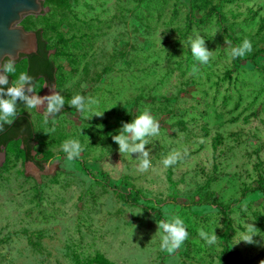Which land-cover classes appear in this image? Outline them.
<instances>
[{
	"label": "rangeland",
	"instance_id": "rangeland-1",
	"mask_svg": "<svg viewBox=\"0 0 264 264\" xmlns=\"http://www.w3.org/2000/svg\"><path fill=\"white\" fill-rule=\"evenodd\" d=\"M43 8L21 25L41 29L65 106L54 131L42 107L31 112L44 169L20 139L0 150V264H260L264 236L234 242L245 221L264 233V0H43ZM196 32L211 50L206 65L187 47ZM244 38L252 51L233 59ZM16 66L27 71L26 59ZM35 84L38 95L49 92L42 78ZM76 93L103 114L84 119L67 105ZM145 107L161 127L145 145L151 168L139 173L136 154H120L111 135ZM69 138L83 145L79 160L64 159ZM185 148L183 160L162 165ZM129 193L139 200L126 201ZM174 214L189 236L169 253L157 222ZM201 228L214 229V246Z\"/></svg>",
	"mask_w": 264,
	"mask_h": 264
},
{
	"label": "clouds",
	"instance_id": "clouds-1",
	"mask_svg": "<svg viewBox=\"0 0 264 264\" xmlns=\"http://www.w3.org/2000/svg\"><path fill=\"white\" fill-rule=\"evenodd\" d=\"M205 40L206 38L198 32L193 33L187 40V47L194 61L199 65L208 64L211 57V50L206 46ZM251 51V41L244 38L239 44L231 47L230 56L233 59L243 58ZM196 70L194 67L193 74ZM13 74H16L15 79L12 78ZM9 76H11V80ZM48 88V93L38 95L34 76L27 71H19L17 74L16 57L11 53L0 55V131L4 130L5 125H11L16 120L21 113V106L30 115L33 110L37 111L38 107H42L44 122L52 124L48 131H54L56 121L53 118L64 108L65 96L64 89L57 88L55 85L48 86ZM96 103L94 97L79 93L72 95L67 101V105L75 108L79 114H83L86 120L92 115L101 116L103 114L104 109L93 110L92 106ZM160 127V122L151 109L145 107L138 115L122 122L116 134L111 135V139L118 145L117 150L120 154H136V171L139 173H144L151 168L150 149L146 148L145 145H151L150 138L159 136ZM60 149L66 161H73L80 157L83 145L78 139L69 138L63 141ZM187 155L188 150L186 148L182 151L172 150L162 158L161 163L165 168H168L176 165ZM241 211L245 212V209ZM157 226L160 232L159 247L169 253L178 249L189 236L187 225L179 215L174 214L167 219H161L157 222ZM198 235L205 245L214 246L216 244L217 235L214 229L208 232L201 228L198 230ZM256 235L264 236V233H260L254 224L245 221L243 230L234 243L244 241L247 244H255L254 236ZM260 264H264V260H261Z\"/></svg>",
	"mask_w": 264,
	"mask_h": 264
},
{
	"label": "trees",
	"instance_id": "trees-1",
	"mask_svg": "<svg viewBox=\"0 0 264 264\" xmlns=\"http://www.w3.org/2000/svg\"><path fill=\"white\" fill-rule=\"evenodd\" d=\"M199 21L203 23L205 18H201ZM36 32L39 39L38 50L28 55L29 64L27 66V72L34 76L35 83L38 79L42 78L51 86L56 82V65L54 60L50 58V50L47 46V41L42 36L41 29H37ZM14 139H20L24 148L25 158L32 161L39 169H44V161L37 159L33 154L35 128L31 115L24 110L21 111L20 115L11 125H5L4 130L0 131V150ZM82 165L86 167L83 163ZM91 175L94 176L93 173ZM124 197L130 203H136L139 200L137 193L125 194ZM226 208L220 205L222 212L228 215Z\"/></svg>",
	"mask_w": 264,
	"mask_h": 264
},
{
	"label": "water",
	"instance_id": "water-1",
	"mask_svg": "<svg viewBox=\"0 0 264 264\" xmlns=\"http://www.w3.org/2000/svg\"><path fill=\"white\" fill-rule=\"evenodd\" d=\"M43 11V0H0V55L11 53L17 61L22 54L37 52L36 30L26 29L21 21L28 14Z\"/></svg>",
	"mask_w": 264,
	"mask_h": 264
},
{
	"label": "flooded vegetation",
	"instance_id": "flooded-vegetation-1",
	"mask_svg": "<svg viewBox=\"0 0 264 264\" xmlns=\"http://www.w3.org/2000/svg\"><path fill=\"white\" fill-rule=\"evenodd\" d=\"M38 45H39V39H38ZM24 57L26 59V62H27V66L29 64V58H28V55H24L22 54L20 58Z\"/></svg>",
	"mask_w": 264,
	"mask_h": 264
}]
</instances>
